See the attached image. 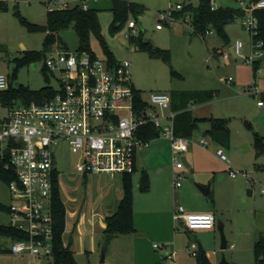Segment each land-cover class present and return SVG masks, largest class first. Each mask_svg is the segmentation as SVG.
Here are the masks:
<instances>
[{
  "label": "rangeland",
  "instance_id": "rangeland-1",
  "mask_svg": "<svg viewBox=\"0 0 264 264\" xmlns=\"http://www.w3.org/2000/svg\"><path fill=\"white\" fill-rule=\"evenodd\" d=\"M0 73L9 79V86L14 88L19 85L29 86L39 90L50 86L54 90L60 88V74L57 71H47L44 60L51 57L58 49L67 50L74 54L87 53L80 49V39L73 28L61 31L59 37L63 47L53 46L44 51V35L42 33H30L18 18L22 16L31 23L37 25L46 24L48 6H55V0H0ZM69 8L80 5L83 0H67ZM143 5L145 10L139 16V24L131 29L129 22L118 30H113L114 16L111 11V0H89L90 7L99 10V21L102 37L112 52L114 58L121 62L130 60L132 63V83L135 90L140 91L142 98L150 102L151 93H166L168 95L180 92L209 90L214 92L212 101L193 106V114L197 118L214 117L227 120L230 129L229 147H221L204 132L209 124L201 123L192 139L197 141L201 138L209 142L207 149H200L202 156L210 152L215 155L217 148L221 147L230 160V167L240 173L233 178L225 171L222 161L216 157H203L202 165L207 163L212 167L220 166L217 174L207 175L205 172L197 174L199 178L210 181L211 196H205L201 192L202 199H181L177 202V208L182 206L189 212L190 205L199 206V203L209 204L212 207L213 199L217 202L216 217L226 224L224 231L228 240V248L221 250V236L217 228L214 230H201L188 233L183 225L176 222L179 241L177 244L180 255L163 264H196L197 258L187 253V248L193 241L199 242L208 259L213 264H220L225 258L227 264H255V242L259 233H264V152H259L256 136L264 137V68L261 72L254 73L253 63L246 62L243 58L230 55L229 60L222 56L217 60L216 52H227L230 46L237 41L244 45L242 54L251 56L252 35L246 29L243 18L237 17L234 22L226 27L229 37L227 43L223 42L216 32L202 39L194 33L191 25L183 19L177 22L164 24L162 30L157 29L158 16L160 13L168 12L176 8L173 0H129ZM186 6H198L200 0H179ZM250 2V0H244ZM3 7V8H1ZM215 8L239 9V0H216ZM142 36L145 41H150L157 47L169 50L171 62L167 63L159 58H151L146 52L140 50L136 45L129 43V35ZM91 49L98 58L106 60L102 44L95 38H91ZM25 51L43 52V60L37 63L36 68L32 64L21 67L16 77L14 69L16 59L22 58ZM253 61L258 57L252 55ZM232 78V83L226 82ZM258 89V94L252 90ZM8 114V107L0 103V120ZM149 147L145 149L147 156L143 162L146 169L140 168L132 175L133 179V208L146 209L152 199L174 195L173 184L181 176V184L187 185L191 175H178L180 172L173 171V148L172 142L166 137H160L150 141ZM57 172L59 173V186L61 197L67 207V220H76L71 212L76 210L83 213L88 212L92 218L94 209L93 201L95 193L90 188V180L77 171L82 162L80 151L72 148L66 141H61L53 149ZM154 153V155H152ZM181 161L182 155L179 154ZM217 162V163H215ZM185 165V164H184ZM203 167V166H202ZM201 167V168H202ZM185 170H189L185 165ZM184 170V171H185ZM193 170V169H192ZM146 173L149 187L141 189L139 186L142 174ZM220 173V174H219ZM205 175V176H204ZM207 175V176H206ZM223 175V179H220ZM214 181V183L212 182ZM195 188L203 186L200 180L192 182ZM199 189V188H198ZM252 191V195H249ZM0 204L9 208L13 204V198L9 185L0 176ZM89 204V205H88ZM82 206V207H81ZM103 215L99 206L94 209ZM202 213V212H193ZM203 213H205L203 211ZM10 214L7 210L0 209V225L10 224ZM95 220L94 236L95 250H79L75 254L78 264H131V260L121 256L123 248L109 243L105 247V235L101 226L100 218ZM88 224L87 227H90ZM91 228V227H90ZM152 245H163L159 240H153ZM12 239L0 236V264H46V261L29 254H13L10 252ZM155 250V249H154ZM82 251V252H81ZM216 251V255H213ZM113 252L115 253L114 255ZM160 256L168 249H157ZM117 254V255H116ZM104 257L105 262L101 263ZM107 258V262H106Z\"/></svg>",
  "mask_w": 264,
  "mask_h": 264
},
{
  "label": "built area",
  "instance_id": "built-area-1",
  "mask_svg": "<svg viewBox=\"0 0 264 264\" xmlns=\"http://www.w3.org/2000/svg\"><path fill=\"white\" fill-rule=\"evenodd\" d=\"M49 10L69 7L67 0H55ZM243 23L252 36L258 33V20L254 11L264 9V0L245 4ZM80 6L90 9L89 0ZM181 4L158 16L157 29L164 24L177 22L174 11L182 10ZM189 23L190 16L183 19ZM129 27L135 29L137 22L131 20ZM213 34L208 31L207 35ZM256 56L263 55V43L254 42ZM243 43L237 41L234 53L237 58L253 63L252 56L242 54ZM218 57L228 60L230 53L218 51ZM47 70L60 74V88L52 98L42 103L17 102L8 107V114L0 120V176H13L7 184L13 198L9 207L10 227L24 233L27 238L12 239L10 252L29 254L48 262L54 258L53 182L57 172L54 147L61 141L80 151L82 162L77 171L82 174H134L137 152L149 146L150 141L141 137L149 124L160 136L171 140L173 164L177 170L185 169L179 154L187 152L195 144L192 139L175 133L176 112L171 107V97L166 93H151L148 107L135 108L132 63L130 60L111 63L107 59L92 58L87 53L74 54L58 49L44 60ZM232 83V78L226 80ZM9 79L0 73V91L8 90ZM258 94V89H252ZM259 106L264 102L260 101ZM208 148L209 142L198 143ZM215 155L226 165L229 174L236 178L243 174L230 167V160L219 147ZM243 175H246L245 173ZM181 176L175 187H181ZM174 218L189 232L213 230L217 220L213 213H189L184 207L176 209ZM159 248L158 245H155ZM188 252L195 258L201 252L193 241ZM216 254V252H214Z\"/></svg>",
  "mask_w": 264,
  "mask_h": 264
},
{
  "label": "trees",
  "instance_id": "trees-1",
  "mask_svg": "<svg viewBox=\"0 0 264 264\" xmlns=\"http://www.w3.org/2000/svg\"><path fill=\"white\" fill-rule=\"evenodd\" d=\"M216 0H200L198 6H183L182 10L174 11L173 15L177 19H185L186 15L190 16L189 24L194 33L198 34L202 39L208 35V31L216 32L219 38L227 43L229 37L226 33V27L235 21L237 17L243 18L246 12L243 9L232 8H215ZM252 2L258 0H251ZM111 11L114 16L113 30L120 29L123 25L136 18L139 22V16L144 12L143 5L131 2L129 0H111ZM3 2L0 1V5ZM3 8V7H1ZM254 15L258 20V33L252 36L253 42H262L264 50V9L254 11ZM21 24L27 28L30 33H42L44 35V51L51 49L53 46L63 47L62 40L59 37L61 31L73 28L80 39L81 51L88 52L92 58H98L91 49V38L95 37L103 47V51L107 56V60L116 63L112 52L106 45L102 34L99 21V10L90 8L84 10L80 5L72 8L53 9L47 11L46 24L37 25L31 23L22 16H18ZM141 25V23L139 22ZM129 43L136 45L140 50L146 52L151 58H159L163 61L171 62V53L169 50L155 46L150 41H145L142 33L139 36L129 35ZM43 52L25 51L22 58L16 59V67L14 69V77L18 70L30 64H36L43 60ZM254 73L258 70V63H253ZM47 69L44 74H47ZM55 90L50 86H45L39 90L32 89L29 86L19 85L14 88L9 86L8 90L0 91V103L5 107H10L17 102L30 103L36 101L42 103L46 99L54 96ZM171 97V107L176 112L174 121L175 133L177 136L192 139L194 133L200 129L201 123L209 124V128L204 132L205 136L210 137L221 147H229L230 145V129L228 122L222 118L194 116L191 105L197 103L203 104L213 100L214 92L209 90H196L188 92H180L173 94ZM135 108L139 110L148 107L147 101L142 98L140 91L134 90ZM141 137L146 141H152L161 137L159 131L154 125L149 124L143 128ZM256 143L259 152H264V137L256 136ZM133 174H126L123 177V197L119 202L116 211L106 217L105 247L114 238L123 235H135L137 230L134 222L133 208ZM3 180L8 183L13 176L3 175ZM149 184L147 175L143 173L141 189H148ZM0 209L9 211V208L0 204ZM53 222H54V258L46 264H78L70 244L64 245L63 235L66 228V206L61 197L59 186V173L54 175L53 182ZM0 236L10 239H24L27 236L8 226L0 225ZM255 264H264V234L255 243ZM196 264H213L204 250L201 249Z\"/></svg>",
  "mask_w": 264,
  "mask_h": 264
},
{
  "label": "crops",
  "instance_id": "crops-1",
  "mask_svg": "<svg viewBox=\"0 0 264 264\" xmlns=\"http://www.w3.org/2000/svg\"><path fill=\"white\" fill-rule=\"evenodd\" d=\"M245 4H249L252 2H246L242 0ZM4 2V1H2ZM240 2V1H239ZM239 9H242V5L240 3ZM162 30V29H161ZM253 40L251 44V53L252 55H255L254 52L256 48L253 47ZM235 46V45H234ZM234 46H230L228 52L233 55L234 57L235 54H232L231 48H234ZM244 47V45H243ZM243 49V48H242ZM218 53V52H216ZM251 55V56H252ZM248 56V57H251ZM216 59L218 60L219 57L218 55H215ZM258 59L257 61H253L258 63V70L261 72L264 68V50H263V55L262 56H257ZM237 58V57H236ZM230 59V58H229ZM228 59V60H229ZM256 71V72H257ZM255 72V73H256ZM193 112V110H192ZM207 130V129H206ZM160 138V137H159ZM158 139V138H156ZM154 139V140H156ZM203 139V138H201ZM194 141L195 144H193L190 149L182 154V159L184 161V164L189 170L185 169H180L178 175H182V173L186 175H191L190 182L187 185L182 184L181 187L176 188L175 183L173 184V191L174 195H171V192H169L165 197H159L158 199H152L150 201V204L148 205V208L146 209H139L134 207V222H135V228L137 230V234L135 235H123L114 238L110 243L114 247L117 245H120L123 248V252L121 253V256L126 257L127 259L131 260V264H163L164 260H169L172 257L177 258L180 254L178 252H182L181 250L178 251V241H179V234L178 230L175 227L176 222L181 223L180 221H177L174 218V214L177 209V202H179L181 199H187L191 200L190 198L194 199H202V194L201 191L198 188H195L192 184V182L197 179L200 180V182L203 183V186L207 185V182L210 181L208 177L213 173L217 174L216 172H222L220 171V166L212 167L208 165L207 163L202 165L201 159L205 157H216L214 156L211 152L210 154L207 153L202 156L201 152L203 149L202 146H200L198 143L201 140ZM152 140V141H154ZM193 140V139H192ZM151 141V142H152ZM150 146V145H149ZM148 146V147H149ZM209 147V146H208ZM147 147L140 149L137 152L136 155V172L142 168L143 170L146 171L143 162L146 160L147 156V151H145ZM202 149V150H200ZM154 155V153H152ZM213 159V158H212ZM216 160L221 161L218 157ZM217 163V162H215ZM225 165L227 173H229L228 170V165L223 163ZM203 166V167H202ZM202 167V168H201ZM193 169V170H192ZM176 168L174 167L173 164V171L176 172ZM185 170V171H184ZM144 171V172H145ZM200 172H205L207 175L206 178H199V175L197 174ZM220 174V173H219ZM84 177L87 180H90V188L94 190V193L96 195L95 200L93 201V206L94 209L99 206L101 208V211L103 212V215H100L98 218L97 216L100 214L99 212L92 211V218L88 217V212L83 213L79 211H72L71 215L75 216L77 214V219L75 220H67V215H66V228L65 232L63 235V241L64 245L68 246L70 244L71 250L73 251L74 255L78 253L79 250H92V252L95 250V230H94V224L95 220H98L100 218L101 226L104 230L106 228V223L105 219L106 217L112 215L118 205L120 200L123 197V177L124 175L121 174H114V175H109V174H96V175H88V174H83ZM230 175V174H229ZM205 176V175H204ZM231 176V175H230ZM223 175H220V179H223ZM232 177V176H231ZM142 179H143V174L141 177V182H139V186L142 184ZM214 183V181H212ZM201 186V185H200ZM212 191L210 188V194L205 195V196H211ZM204 195V194H203ZM65 204V202H64ZM199 206L196 205H190V210L189 213L193 212H202L205 213H213L216 211L217 212V202L215 199H213V204L212 207L211 205H207L205 203H199ZM89 205V204H88ZM66 206V204H65ZM82 207V206H81ZM214 209L215 211H211V209ZM68 210L66 207V214ZM216 216V215H215ZM221 217H216V220L220 219ZM88 224H91V228L87 227ZM182 224V223H181ZM226 226V224H224ZM184 227V226H183ZM215 229V228H214ZM213 229V230H214ZM187 231V230H186ZM211 231V230H208ZM190 233L189 231H187ZM264 234L263 232L259 233L257 236V240L260 238V236ZM153 240H159L163 243V245H159V248H156L154 243L152 245L151 242ZM256 240V241H257ZM199 243V242H198ZM256 243V242H255ZM200 248L202 250L203 246L199 243ZM168 249V252L162 254L161 256L156 252L157 249ZM155 249V250H154ZM82 252V251H81ZM213 251V255L214 254ZM187 253L188 248H187ZM115 253L113 252L112 255ZM117 255V254H116ZM105 262V261H104ZM107 262V258H106ZM176 264V263H174Z\"/></svg>",
  "mask_w": 264,
  "mask_h": 264
},
{
  "label": "water",
  "instance_id": "water-1",
  "mask_svg": "<svg viewBox=\"0 0 264 264\" xmlns=\"http://www.w3.org/2000/svg\"><path fill=\"white\" fill-rule=\"evenodd\" d=\"M179 0H173V2L177 3ZM231 52L232 54H235L234 53V48H231ZM216 58V57H215ZM36 64H33V67L36 68ZM141 182V180H140ZM199 190L204 194V195H208L210 194V188H211V185L208 184L206 186H198ZM249 195H252V191H249ZM216 228L217 230L219 231L220 233V236H221V250L224 251L228 248V240L226 238V235H225V231H224V228H225V225L224 223L218 219L217 220V224H216ZM104 257L102 258L101 260V263H104ZM220 264H227V262L225 261V258H223L222 262Z\"/></svg>",
  "mask_w": 264,
  "mask_h": 264
}]
</instances>
